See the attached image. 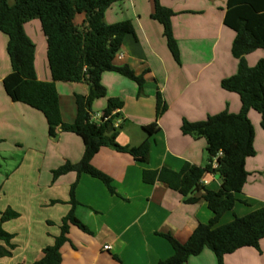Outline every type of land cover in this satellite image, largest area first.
I'll list each match as a JSON object with an SVG mask.
<instances>
[{
  "label": "crops",
  "instance_id": "crops-1",
  "mask_svg": "<svg viewBox=\"0 0 264 264\" xmlns=\"http://www.w3.org/2000/svg\"><path fill=\"white\" fill-rule=\"evenodd\" d=\"M228 1L160 0L162 6L175 13L171 25L179 61L168 48L162 24L151 16L154 0H120L106 9L107 24L129 20L134 29V34L125 36L114 65L129 66L136 75L143 76L144 84L139 92L133 80L115 71L103 72L101 82L106 96L93 102L92 114L101 115L108 98L120 99L123 107L113 111L120 113L115 120L116 141L137 146L146 138L143 127L156 120L157 92L166 105L150 138L147 162L109 147L100 148L93 156L92 164L112 178L115 193L86 173L78 176L68 172L53 180L54 169L66 161L76 163L81 159L82 140L60 128L57 137H50L44 114L13 101L6 93L3 79L11 66L6 50L8 38L0 31V160H14L6 151H23L11 167H4L0 161V218L7 208L18 213L16 218L2 223L3 229L13 234L15 247L10 257H0V264H29L43 256V248L54 243L62 218L71 208L70 188L74 182V215L92 233L70 225L68 240L60 248L59 264H158L173 254L164 234L185 243L199 223L209 222L214 214L201 198L203 190H192L190 195L199 199L188 203L185 196L164 182H144L142 172L162 167L179 171L186 163L204 167L209 162L207 141L183 134V120L202 121L224 110L239 112V95L221 86L222 79L237 71V59L231 52L235 31L224 23ZM84 18V14H76L74 21L80 23ZM35 20L27 21L23 27L35 44L37 78L50 81L46 37L40 21ZM33 25L41 31H27ZM261 58L264 49L245 56L249 66ZM55 84L62 120L72 123L76 116L75 95L88 94L90 87L85 82ZM248 116L254 127L256 154L246 159L247 181L236 194L233 209L223 214L219 224L264 204V130L256 111L250 110ZM201 180L211 190H218L222 182L218 172H205ZM0 245L4 242L0 241ZM105 245L109 248L104 249ZM223 263L264 264V238L258 249L247 246L224 255ZM183 264L218 262L214 252L205 247Z\"/></svg>",
  "mask_w": 264,
  "mask_h": 264
},
{
  "label": "trees",
  "instance_id": "trees-1",
  "mask_svg": "<svg viewBox=\"0 0 264 264\" xmlns=\"http://www.w3.org/2000/svg\"><path fill=\"white\" fill-rule=\"evenodd\" d=\"M120 0H0V31L7 35L6 50L11 71L4 77L3 86L13 101L25 103L41 111L47 121L48 135L55 138L61 131L73 132L83 143L81 159L72 163L66 161L52 171L53 180L68 172L79 176L86 173L101 180L111 193H115L112 178L92 164L93 156L102 147L130 154L135 160L147 162L150 152V138L157 126V118L165 111L166 105L157 92L156 120L143 127L146 138L137 146L121 145L116 141L118 127L115 120L120 113H113L123 107L118 98H108L107 106L99 122L91 121L93 102L106 96L101 82L102 73L115 71L137 83L139 92L144 84L142 75H136L127 65H114L115 56L121 51L127 34H134L129 20L107 24L104 21L106 9ZM76 14H84L82 22L76 23ZM175 13L154 0L152 18L159 21L164 29L168 48L176 61L179 49L171 25ZM38 19L46 37L47 60L52 79L37 78L34 66L35 44L24 31V23ZM224 23L235 31L231 52L237 59L235 74L222 79L223 89L235 92L240 97L239 112L224 110L210 115L205 120L190 122L183 120L181 131L193 137H204L207 141L209 162L204 167L190 163L179 170L162 167L158 170L144 169L142 177L146 183L161 181L186 197V202H196L192 190H203L201 198L207 201L213 212L208 223H199L185 243L178 242L170 234L163 236L171 243L173 254L158 264H183L190 256L200 254L205 247L216 255L218 264H224V255L239 248H259L264 238V204L243 216H235L230 222L219 224L223 214L233 209L248 178L245 162L254 156V127L248 116L250 110L260 115L264 130V58L249 66L245 56L257 49H264V0H229ZM85 82L88 94L75 95L76 116L72 123H65L59 105L56 82ZM217 167H212L215 155ZM205 172H218L222 179L218 190H211L200 183ZM76 182L70 188V210L62 218L60 234L54 243L43 248V256L29 264H59L62 260L60 248L68 240L70 225L92 233L74 215ZM58 202V201H53ZM246 203V201H243ZM18 213L5 209L0 218V257H10L15 244L13 234L5 231L2 223L16 218ZM21 264V263H20Z\"/></svg>",
  "mask_w": 264,
  "mask_h": 264
},
{
  "label": "rangeland",
  "instance_id": "rangeland-1",
  "mask_svg": "<svg viewBox=\"0 0 264 264\" xmlns=\"http://www.w3.org/2000/svg\"><path fill=\"white\" fill-rule=\"evenodd\" d=\"M35 21H37V23H39V20L36 19ZM27 28H28L27 31H41L39 29V27H34V25L32 27L28 26ZM6 152H8L9 156H14V160L13 159H9V160L7 159L5 162L3 160L2 161L0 160L4 167H11L12 162L13 161H14V163L18 162L20 160V157L23 155V153H22L23 151H18V150H13V149L10 151H6ZM6 154L7 153H5L4 156H8Z\"/></svg>",
  "mask_w": 264,
  "mask_h": 264
},
{
  "label": "built area",
  "instance_id": "built-area-1",
  "mask_svg": "<svg viewBox=\"0 0 264 264\" xmlns=\"http://www.w3.org/2000/svg\"><path fill=\"white\" fill-rule=\"evenodd\" d=\"M102 116H103V113L101 115H99V116L91 113L90 119H91V121L99 122V120L102 118ZM222 155H223L222 151H219L215 155V157L212 160V167H217V165H218L217 158L221 157ZM200 183L202 184V183H204V181L201 180ZM108 248H109L108 245L104 246V249H108Z\"/></svg>",
  "mask_w": 264,
  "mask_h": 264
},
{
  "label": "water",
  "instance_id": "water-1",
  "mask_svg": "<svg viewBox=\"0 0 264 264\" xmlns=\"http://www.w3.org/2000/svg\"><path fill=\"white\" fill-rule=\"evenodd\" d=\"M57 130H59V127L57 128Z\"/></svg>",
  "mask_w": 264,
  "mask_h": 264
}]
</instances>
